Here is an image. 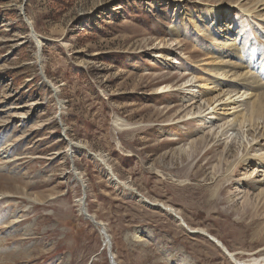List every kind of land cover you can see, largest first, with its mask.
<instances>
[{
	"label": "rangeland",
	"instance_id": "374dc122",
	"mask_svg": "<svg viewBox=\"0 0 264 264\" xmlns=\"http://www.w3.org/2000/svg\"><path fill=\"white\" fill-rule=\"evenodd\" d=\"M256 1L0 0V264L264 256V84L256 117L215 102L221 70L264 83Z\"/></svg>",
	"mask_w": 264,
	"mask_h": 264
},
{
	"label": "bare ground",
	"instance_id": "6f19581e",
	"mask_svg": "<svg viewBox=\"0 0 264 264\" xmlns=\"http://www.w3.org/2000/svg\"><path fill=\"white\" fill-rule=\"evenodd\" d=\"M246 2V0H243ZM251 1V0H250ZM254 4V3H253ZM252 4V5H253ZM251 5V6H252ZM237 6H229L226 8L227 11L231 10V9H237L236 8ZM241 9H237V10H240V12H242L245 17H254L257 21V24L258 26H263L264 28V0H257L256 3L254 4V6L252 7H246L244 9V7H240ZM23 9V7H20V11ZM255 14V15H251V14ZM258 13V14H256ZM254 19V20H255ZM28 23V25L30 26V32H29V36H30V39L34 42L35 44V47H36V59H37V62L40 63L41 62V58L39 56V53H40V49H41V42L40 40L38 39V36L37 34L34 32L33 30V26L29 23V21H26ZM257 29L259 30L260 33H262V35H264V30H262L261 28H258ZM222 35V34H221ZM224 36V35H223ZM228 41V40H227ZM230 43L234 42V40H229ZM229 43V45H230ZM232 46H233V50H232V54L233 56L235 57H240L239 56V53H240V50L237 48V46L235 44L232 43ZM229 63V62H228ZM223 64V63H222ZM216 68V67H215ZM222 68L219 66V69ZM264 73V72H263ZM261 74V77L262 79L264 80V74ZM217 75V80H220V83L218 84L219 86H223V87H226L227 90H225L223 93V96H224V99L223 98H218L217 101L215 102H222L224 101L223 103L221 104H224L223 107H226L225 109L229 108V109H232L234 110V113L235 115L234 116V119H233V122H235L238 118H244L247 114L250 115V117L253 116H258L260 114V112L262 111L259 104H258V100H260V96L259 94H255L253 93L251 90H250V87L251 85H253L252 87L253 88H260L264 83L261 81L260 77L257 76L255 73H252V72H249V71H243L241 73H238V72H235V71H230L228 70H221L219 71V73L216 74ZM43 80L46 84L49 85V82L43 77ZM191 82V81H190ZM217 85V86H218ZM219 89V88H218ZM259 90V89H258ZM263 97H264V94H263ZM196 97H192L191 100L195 99ZM208 101V100H207ZM211 101V100H210ZM207 103V102H206ZM215 105V104H214ZM218 105V104H217ZM263 105V104H261ZM222 106V105H221ZM205 110H209L210 107L212 109L211 112H208L207 115H213V112H215V107H213V103L211 101V103H207L205 105ZM264 107V105H263ZM222 109V108H221ZM264 113V112H262ZM232 114V113H231ZM247 115V116H248ZM209 118V117H208ZM249 118V116H248ZM215 119V118H214ZM255 119V118H254ZM253 119V120H254ZM211 120V119H209ZM216 121V120H215ZM215 121L213 122L212 125L215 124ZM230 121V120H228ZM232 121V120H231ZM226 122V121H225ZM239 122V121H238ZM228 123V122H227ZM227 123H224V124H227ZM245 123V122H244ZM247 123V122H246ZM224 124L222 126H224ZM231 125L227 124V128H229L228 130H233L234 129V126L232 125V123H230ZM256 124V123H255ZM261 124V123H260ZM249 125V124H248ZM263 125V123H262ZM218 126H221V125H218ZM224 128V127H223ZM226 128V129H227ZM225 130V129H224ZM238 130V129H237ZM263 130V129H262ZM64 131V130H62ZM226 132V131H225ZM232 132V131H231ZM235 132V131H234ZM242 132V131H241ZM238 134V133H237ZM260 136V135H259ZM233 137V136H232ZM255 138V137H253ZM251 140V144L249 146V149H252L253 146L255 145H258V141H256V139H253ZM263 141V140H262ZM257 143V144H256ZM68 146L69 147H80V144L79 143H73L71 141L68 142ZM229 149V148H228ZM70 150V149H69ZM246 151V150H245ZM262 151V150H261ZM251 153V152H250ZM248 154H243L241 157L242 159L239 160L240 164H246L247 161H249L250 157L248 158L247 157ZM255 156V155H254ZM260 157L259 160H264V153H261V155H257ZM256 157V156H255ZM252 158V157H251ZM258 158V157H257ZM255 159V158H254ZM246 162V163H245ZM234 163V162H233ZM108 170V169H107ZM113 178V177H112ZM113 180H116L115 178H113ZM260 182V181H258ZM264 183V180H261L260 183ZM259 183V184H260ZM144 199V198H143ZM146 201V200H145ZM148 202V201H147ZM79 203H80V213L86 218L88 219L89 221H91L92 223H95L97 226L98 223H96L94 221V219H92L93 217L91 215H89L87 212H86V209L84 207V204H83V201L82 199H79ZM149 203V202H148ZM151 204V203H150ZM153 205H156V204H153ZM159 205V204H158ZM163 206V205H162ZM161 206V207H162ZM163 209H165L167 212L171 213V214H174V210L169 208V207H165L163 206L162 207ZM99 228H101L102 230L101 231V236L103 234V228L101 226H99ZM105 232V231H104ZM200 232L204 233V231L200 230ZM106 233V232H105ZM206 235V234H205ZM102 236L103 238V241H104V244L106 247L109 246V238L107 236V234H105V238ZM216 246H218L229 258H231V260L235 263V264H264V256H261V257H257V258H250V259H246V260H243V261H237V259L233 258V253H229L226 248L218 241L216 240L214 237L212 236H208L206 235ZM111 264H115V261L113 260V257H111Z\"/></svg>",
	"mask_w": 264,
	"mask_h": 264
},
{
	"label": "built area",
	"instance_id": "2783aa9c",
	"mask_svg": "<svg viewBox=\"0 0 264 264\" xmlns=\"http://www.w3.org/2000/svg\"><path fill=\"white\" fill-rule=\"evenodd\" d=\"M102 232H103V234H104V236H103V235H102V236L105 238V232H104V230H103ZM99 233H100V235H101V231H100V230H99ZM102 236H101V237H102Z\"/></svg>",
	"mask_w": 264,
	"mask_h": 264
},
{
	"label": "water",
	"instance_id": "95a60500",
	"mask_svg": "<svg viewBox=\"0 0 264 264\" xmlns=\"http://www.w3.org/2000/svg\"><path fill=\"white\" fill-rule=\"evenodd\" d=\"M23 7V6H22ZM23 15V14H22ZM109 260H110V264H111V256L109 255Z\"/></svg>",
	"mask_w": 264,
	"mask_h": 264
}]
</instances>
